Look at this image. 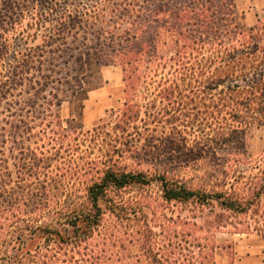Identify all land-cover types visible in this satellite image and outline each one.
<instances>
[{"label":"trees","instance_id":"obj_1","mask_svg":"<svg viewBox=\"0 0 264 264\" xmlns=\"http://www.w3.org/2000/svg\"><path fill=\"white\" fill-rule=\"evenodd\" d=\"M37 1L0 0V155L12 147L0 158V171L6 170L0 198L14 189L10 158L17 161L18 188L39 183L35 192L14 193L5 205L0 200V264H59L62 244L80 249L92 238L113 191L155 183L166 201L208 210V232L231 228L264 241V155L254 159L248 141L252 129L264 127V15L248 27L236 0L93 5L88 20L109 35L111 47V55L99 59L123 67L127 98L112 119L81 134L97 146V159L83 153L75 164L66 146L80 153L83 144L66 143L74 134L66 132L60 114L54 82L62 80L44 73L41 62L32 64L52 44L55 27L74 14L54 15L67 0H50L43 9ZM167 35L174 48L161 51ZM15 44L20 49L6 63ZM19 112L34 115L22 118ZM151 164L154 174L143 170ZM86 172L99 177L86 183L82 195L67 198L56 188ZM216 172L221 182L211 188L194 187L186 178ZM241 217L246 220L236 221ZM171 246L170 262L144 250L152 264H217L207 245L192 246L199 253L190 255Z\"/></svg>","mask_w":264,"mask_h":264},{"label":"rangeland","instance_id":"obj_2","mask_svg":"<svg viewBox=\"0 0 264 264\" xmlns=\"http://www.w3.org/2000/svg\"><path fill=\"white\" fill-rule=\"evenodd\" d=\"M25 1L30 4L28 0ZM48 1L50 0L37 1L40 9H43L42 6ZM99 1H61V8L58 12H53L54 15L72 12L74 17L68 18L60 27L56 26L52 44L45 46L41 55L32 57L33 65H40L41 62L44 73L51 74L55 81L62 80L61 83L54 82V86L59 89L63 104L60 114L66 132L74 134L66 143L72 142L78 147L83 144L78 151L80 153H77L75 147L66 146L68 159L75 164L79 162L80 157L85 156L84 154L93 160L97 159L99 156L97 146L86 143L87 136L81 134L92 131L101 121L107 122L112 119L123 108L124 100L127 98L124 93L123 67L109 59H99L102 53L111 55V47L107 46L109 35L102 33L98 26L88 20L92 6ZM123 1L109 0L108 3L111 7H115ZM236 6L238 13L243 17V23L248 27L256 24L258 17L264 15V0H236ZM106 16L109 18V13ZM174 40L171 35L162 37L160 50L167 51V48H174ZM14 49L20 48L17 44L14 45L11 54L5 58L6 63L13 61L17 53L14 54ZM79 59L82 61L78 63ZM50 89L49 87L44 93L48 97ZM16 96L11 99L18 98ZM42 102L43 100L40 101ZM19 113V117L22 118L34 115L32 112ZM248 141L250 155L254 159L262 157L264 127L252 129ZM11 148V144L8 145V148L4 149L7 154L0 155V158H6ZM62 161L64 163V160ZM16 163L14 158L9 159L14 189L10 190L11 192L3 191L0 200L4 205L14 193L39 190V183L30 190L24 185L25 189L18 188L17 184L20 181L17 178ZM0 165L5 163L0 160ZM211 165L213 168L217 167V161L213 160ZM74 166L70 167L72 171ZM134 167L135 164L132 168ZM155 168L151 164L145 166L143 170L154 174ZM5 171L2 167L0 174H4ZM93 177L99 176L95 172H86L79 177V180L66 181L56 188L68 195L67 198H70L71 194L79 196L84 193L86 183ZM219 177L218 172L211 175L186 176L191 185L204 188L219 185L221 182L218 181ZM110 199L112 203L104 206L105 214L100 227L87 244L80 249H74L68 243L61 245L59 264H152L150 254L144 248L153 249L154 253L160 254L161 258L170 262L169 258H172L171 253L174 250L171 243L184 255H190V251L199 253V248L193 249L192 246L207 245L212 250L213 259L217 264H264V241L257 235L233 234L231 228L208 232L209 227L206 223L208 210L201 212L195 204L166 201L156 183L148 188L129 187L121 191H113ZM113 202L117 206H114ZM245 220L244 217L236 219V221Z\"/></svg>","mask_w":264,"mask_h":264}]
</instances>
